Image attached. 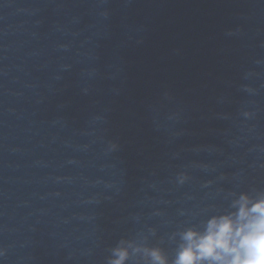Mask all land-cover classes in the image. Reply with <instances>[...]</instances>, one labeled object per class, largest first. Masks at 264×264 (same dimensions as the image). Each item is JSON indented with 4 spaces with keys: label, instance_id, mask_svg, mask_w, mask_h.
<instances>
[{
    "label": "water",
    "instance_id": "95a60500",
    "mask_svg": "<svg viewBox=\"0 0 264 264\" xmlns=\"http://www.w3.org/2000/svg\"><path fill=\"white\" fill-rule=\"evenodd\" d=\"M264 199V0H0V264H174Z\"/></svg>",
    "mask_w": 264,
    "mask_h": 264
},
{
    "label": "clouds",
    "instance_id": "9594fccd",
    "mask_svg": "<svg viewBox=\"0 0 264 264\" xmlns=\"http://www.w3.org/2000/svg\"><path fill=\"white\" fill-rule=\"evenodd\" d=\"M234 214L213 216L203 233L188 229L174 264H264V199L250 202L242 195ZM111 264H124L126 249L114 250ZM154 264H166L158 249L150 252Z\"/></svg>",
    "mask_w": 264,
    "mask_h": 264
}]
</instances>
